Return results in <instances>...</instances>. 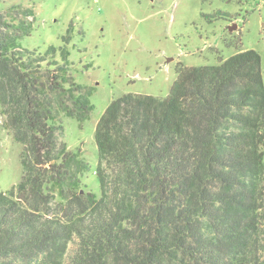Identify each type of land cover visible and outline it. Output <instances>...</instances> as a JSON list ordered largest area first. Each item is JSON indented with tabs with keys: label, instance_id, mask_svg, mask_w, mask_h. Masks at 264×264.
<instances>
[{
	"label": "trees",
	"instance_id": "16d2710c",
	"mask_svg": "<svg viewBox=\"0 0 264 264\" xmlns=\"http://www.w3.org/2000/svg\"><path fill=\"white\" fill-rule=\"evenodd\" d=\"M21 20L0 13V105L23 168L0 192V264H264L260 54L180 64L167 97L113 100L91 170L60 142L57 117L88 119L91 93L67 47L18 51L32 29Z\"/></svg>",
	"mask_w": 264,
	"mask_h": 264
},
{
	"label": "rangeland",
	"instance_id": "374dc122",
	"mask_svg": "<svg viewBox=\"0 0 264 264\" xmlns=\"http://www.w3.org/2000/svg\"><path fill=\"white\" fill-rule=\"evenodd\" d=\"M10 11L32 27L18 51L71 52V73L91 93L94 110L85 120L58 113L59 139L80 151L91 170L98 163L97 124L113 100L165 98L180 64L218 65L240 51L258 52L264 69V0H0V13ZM21 152L0 105V192L20 182ZM84 181L99 194L92 171Z\"/></svg>",
	"mask_w": 264,
	"mask_h": 264
},
{
	"label": "water",
	"instance_id": "95a60500",
	"mask_svg": "<svg viewBox=\"0 0 264 264\" xmlns=\"http://www.w3.org/2000/svg\"><path fill=\"white\" fill-rule=\"evenodd\" d=\"M230 30H233L232 28H230Z\"/></svg>",
	"mask_w": 264,
	"mask_h": 264
}]
</instances>
